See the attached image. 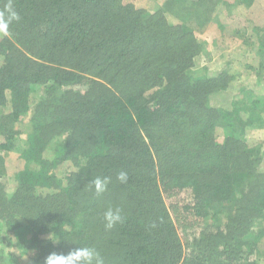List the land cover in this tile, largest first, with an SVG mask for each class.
I'll return each instance as SVG.
<instances>
[{
  "label": "trees",
  "instance_id": "16d2710c",
  "mask_svg": "<svg viewBox=\"0 0 264 264\" xmlns=\"http://www.w3.org/2000/svg\"><path fill=\"white\" fill-rule=\"evenodd\" d=\"M237 1L246 16L228 12L234 20L224 24L209 17L227 0H164L151 9L0 0V12L11 4L20 16L0 39V151L12 149L15 121L32 111V144L13 162L14 182L0 180V228L14 237L3 239L0 264H46L82 246L97 248L105 264H264L263 153L240 138L264 109L258 99L222 106L236 93L230 70L187 73L202 50L188 21L244 26L259 59L245 67L264 100V11L259 0ZM44 83L45 97L32 101ZM64 163L70 168L58 175ZM120 171L127 183L116 180ZM97 176L111 177L100 195L89 187ZM108 207L122 215L111 230ZM29 248L39 255L27 262Z\"/></svg>",
  "mask_w": 264,
  "mask_h": 264
},
{
  "label": "rangeland",
  "instance_id": "374dc122",
  "mask_svg": "<svg viewBox=\"0 0 264 264\" xmlns=\"http://www.w3.org/2000/svg\"><path fill=\"white\" fill-rule=\"evenodd\" d=\"M126 3H131L135 7H141L145 9H151L155 5H161L164 0H123ZM230 7L220 4L214 11L211 12L209 18L218 17L224 22V24L232 23L233 16L228 14L230 12L233 15L244 17L248 12V8H245L237 0H227ZM258 6L264 11V0H259ZM205 21L203 24H198L197 21L191 20L186 24L193 30L195 39L201 46V52L193 58V64L187 69L188 74L197 75L202 72H206V69L216 70H230L235 73L234 75V87L236 93L232 96L226 97L221 101L223 107H232L235 105H249L254 100H257L259 108L264 109V100L259 94L260 85L262 82L257 78L255 73L246 70L245 65L253 60L259 61L258 56L255 54L256 37L246 27L240 29L233 28L230 31L221 30L217 25V20ZM228 26V25H227ZM6 34L4 31H0V39ZM264 75V71H262ZM47 84L36 85L31 93V100L38 102L42 100L46 95ZM6 106L4 110H8L9 107V93L6 95ZM32 111H28L21 115L14 123V128L18 131V134L13 139V146L10 150H1L0 153L5 157V166L0 167V180L2 182H14L13 162L21 154L25 153L32 144V124H31ZM226 135H234L230 131H224ZM242 140L254 139L260 145L263 153V158L260 161L261 167L264 169V111L260 119L248 124L244 128V133L240 136ZM66 141V134L55 138L50 149H56L58 146ZM84 158H79L78 163L83 164ZM69 163L59 165L55 172L58 175H62L63 172L69 167ZM188 219H187V218ZM186 217H179L180 226L190 219L188 215ZM0 228V246L4 247V238H12L9 233L2 232ZM32 230H26L25 237L31 235ZM39 255L37 248H29L24 251V259L27 262L34 260Z\"/></svg>",
  "mask_w": 264,
  "mask_h": 264
},
{
  "label": "clouds",
  "instance_id": "9594fccd",
  "mask_svg": "<svg viewBox=\"0 0 264 264\" xmlns=\"http://www.w3.org/2000/svg\"><path fill=\"white\" fill-rule=\"evenodd\" d=\"M19 20V13L9 4L3 12H0V31L6 32L11 23ZM128 179L129 175L126 171H120L116 176V180L120 183H127ZM110 183L111 177L97 176L89 182V187L94 188L95 193L100 195L107 190ZM103 218L105 230H111L118 223L122 222L121 209L118 207H108L103 212ZM53 259H55L57 264H105L104 256L93 246L76 247L67 254L53 253L47 258L46 264H49Z\"/></svg>",
  "mask_w": 264,
  "mask_h": 264
}]
</instances>
